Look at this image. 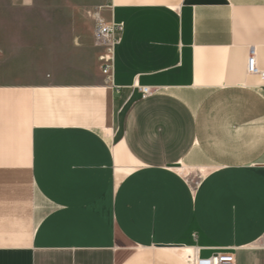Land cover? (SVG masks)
<instances>
[{
    "label": "crops",
    "instance_id": "obj_1",
    "mask_svg": "<svg viewBox=\"0 0 264 264\" xmlns=\"http://www.w3.org/2000/svg\"><path fill=\"white\" fill-rule=\"evenodd\" d=\"M72 1L94 72L0 74V264H264V0ZM36 2L0 0V35ZM98 9L123 27L111 83Z\"/></svg>",
    "mask_w": 264,
    "mask_h": 264
},
{
    "label": "rangeland",
    "instance_id": "obj_2",
    "mask_svg": "<svg viewBox=\"0 0 264 264\" xmlns=\"http://www.w3.org/2000/svg\"><path fill=\"white\" fill-rule=\"evenodd\" d=\"M35 6L32 18L20 20L17 34L0 35V43L14 40L9 51H0V74L6 70L16 81L41 83L44 75L68 81L93 73L97 68L95 55L90 49L80 48L73 38L76 20L72 15L79 4L72 0H37ZM191 177L189 173L188 181L194 185L195 178Z\"/></svg>",
    "mask_w": 264,
    "mask_h": 264
},
{
    "label": "built area",
    "instance_id": "obj_3",
    "mask_svg": "<svg viewBox=\"0 0 264 264\" xmlns=\"http://www.w3.org/2000/svg\"><path fill=\"white\" fill-rule=\"evenodd\" d=\"M95 19L94 43L101 48L99 57L102 73L106 76L107 83H111L112 69L114 64V50L120 41L122 24L108 22L100 13L99 9L93 12ZM246 71L248 74L259 75L264 80V69L259 68L257 62V49L255 46L249 48ZM143 97L152 94L153 89L148 86L139 87ZM189 264H238L233 251L223 249L214 252L208 257H201L193 251L187 258Z\"/></svg>",
    "mask_w": 264,
    "mask_h": 264
},
{
    "label": "bare ground",
    "instance_id": "obj_4",
    "mask_svg": "<svg viewBox=\"0 0 264 264\" xmlns=\"http://www.w3.org/2000/svg\"><path fill=\"white\" fill-rule=\"evenodd\" d=\"M186 250L188 251L189 248H187V249H182L181 252L184 254Z\"/></svg>",
    "mask_w": 264,
    "mask_h": 264
},
{
    "label": "water",
    "instance_id": "obj_5",
    "mask_svg": "<svg viewBox=\"0 0 264 264\" xmlns=\"http://www.w3.org/2000/svg\"><path fill=\"white\" fill-rule=\"evenodd\" d=\"M173 165H178V164H173Z\"/></svg>",
    "mask_w": 264,
    "mask_h": 264
}]
</instances>
